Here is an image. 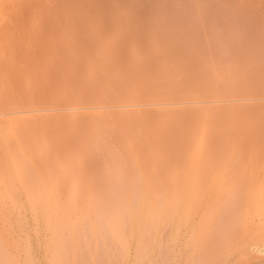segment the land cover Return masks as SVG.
<instances>
[{"label":"rangeland","instance_id":"374dc122","mask_svg":"<svg viewBox=\"0 0 264 264\" xmlns=\"http://www.w3.org/2000/svg\"><path fill=\"white\" fill-rule=\"evenodd\" d=\"M32 2L35 3L36 0H33ZM40 2H41V0H37V2L35 4L33 3V5H36L37 3L39 4ZM46 2H48L47 6H49V7H47L49 9V11L47 10L48 11L47 13L45 11L47 8L45 10H43L41 8V4L39 7L44 12L43 14H42V12L40 14V11L37 10L38 7L36 9L34 7H33V9H31L33 11L35 10V13L33 11H29L30 13L29 12L25 13L26 16L28 14V18H26L25 22L27 21L26 22V23H28L27 26L29 25L26 28H28L27 30H29V31H32V32L35 31V34H37L38 32H40V33L42 32L41 33V35H42V34H47L46 32H48L49 29L52 30L53 26L55 28V26H56L55 23H57V28H55V29H59L58 34H59V38H60V39L58 38V34L54 35L57 37L56 38V40L58 42L57 44L61 48L68 45L69 46L68 49L70 47H73V46L74 47L72 49H74L75 51H76V49H78L77 50L78 54H76V57H77L76 65L74 63L75 66L68 67L70 65L67 66L64 63L60 62V60H62L63 57L61 56V54H59L60 55L59 57L62 58V59L61 58L59 59V62H60L59 63V69L61 67L63 69H60L56 73L58 75H61V76H57V74L54 75V72L51 69V72L48 75L46 72L47 70L45 71L47 76L44 73V76H41V79H40L38 84H37L38 79H35V82H36V80H37V82L35 83L33 81L31 86H29V83H28L29 80L27 81L26 86L21 85V87L18 86L19 85L18 83H21V82H16V84H14L13 87H10V88H12L11 91L8 89L9 91H7V92H9V93L6 96V98L8 97V99H9L10 95L13 94L10 97V101H11V104L14 103V105L13 104L11 105L10 102H6V101H9L7 99L5 102L9 105H6V103L3 100L5 105L2 107H5V106L8 107L10 105L11 106L9 108H11V109H14V108L18 109L20 107L21 109H18L16 112H20V113L24 112L23 114H27L26 112H28V113L33 112V113H30V114H34L32 122L35 119V117H36V122L38 120L37 123L35 122V120L33 122L34 125L37 124L34 127L35 128L38 127L37 128L38 133L35 132L36 134H38V135H36L37 136L36 139H37L38 143H39V140L43 141L42 139H40L43 136V134L45 137L47 136L46 139L43 136L44 140H47L44 142L49 143V145L47 143V146L44 145L45 148L42 145L43 143H40L39 149H41L40 151L42 152V153L40 152L41 156L39 157V160H38V155L34 156V158L35 159L37 158L36 160H38L41 163L42 154L46 156V158H45V156H43V158H45L46 160L43 159L44 163L42 162V165L40 164V167L42 166V167H44V169H46L47 166H51V168H52L51 171L53 173L52 172H50V173H52L51 175H53L54 177H55V174L57 175L55 178L56 180L53 179L54 178L53 176H52L53 178L49 177L50 179L47 176V179L50 180L51 184H53L52 179L55 180V182H57V180H58L59 182H57V183H59L60 186H64V189H66V190L62 189L63 187H59V185L57 183L53 184L54 186L57 185L60 189L54 188V190L52 192H55L56 190H59V191L61 190V192H59V194H60V197L62 196L61 197L62 200H63V197L67 198L66 195L69 194V192L77 194L80 191L79 193L81 195L79 193L77 194V195H79L78 199L76 198L77 196L74 194L75 195L74 196L75 201H78L82 204L83 203L86 204L87 202H84L82 200L84 198V196L82 194H84V195H86L84 200H87L89 203L91 201V200H89L90 197L93 198L92 200L95 199L94 201H92L93 203L91 202L92 205H94V206L97 205V202H102L106 196L105 188L107 189V186L105 183L107 178L106 179L104 178V174H106L105 175V177H106L108 173H106L105 170L106 171L110 170L109 169L110 166L115 167V166H112V164L117 165V167H119V165H121V163L123 161L121 160L122 162L119 163V162H116V160L121 158L123 155H124V159L128 156L127 152L129 150L131 151V149H129V147L131 148V146H129L131 143H133L131 145L135 146L134 143H137L138 141L142 142V143L144 142L143 146H142V143L140 145V143L138 142L139 143L138 145L141 146V150L143 152V150L148 148L147 145L152 143V141H149V140H154V139L156 140V137H157V140H156L157 142L160 138L163 139L165 137V139H164L165 143L164 144H166V140H168V139H166L167 138L166 135L169 134L168 137H173V138H169L170 141L168 140L167 143H170V142L171 143H170V145L166 144V147H168V145H169V147L171 148L170 151L175 152L174 150H172V148L174 147L172 145L176 142L175 140L177 139V137H176L177 134H175L176 136L174 135L175 131L178 132L179 131L178 128L183 123H187L186 124L187 126L189 125L190 122H191L190 125L194 124V121L197 119V117L203 116L202 114L205 115L206 112H208V114H206V115L209 117V118H207V120L211 119L209 121H213L216 123L215 134L213 135V137H211L212 138L211 139L212 140V146L217 151V154L215 153L214 157L218 155L217 158L218 157L220 158V156H222V154L226 153L224 150H227V145H226L227 143L224 140H225L226 136L228 137V134H230L231 132L228 131V129L225 127V122L227 121L228 116H230L229 114L233 113V111H234L233 114H235L236 109H237V111L240 110V111L246 112V114H248V117L251 120H253L252 127L249 130L251 132H249L250 134H248V137L246 136L248 139H246V137H245V142H247V140L249 141V143H251V142L253 143L254 140H256L255 142L258 141L257 143H259L260 151H261L260 154L262 157H264V91H259L260 88L264 89V79H263L264 78L263 77L264 76V60H263L264 59V55H263L264 54V52H263L264 51V49H263L264 48V0H47V1L43 0L44 4H46ZM71 4H72V6H73V4H75V5L79 6V8L81 7L83 10L82 11L80 10V11L83 12V14H81V18L79 17L80 20H76V22H75V26H77V27H75V29H77V30L74 31L73 29H71V30H73V31H71V35H69L70 33H67L68 35H66L64 33L65 31L63 32V29H65L70 23L68 24L66 22L67 20L65 19V16H64V10H65V7L68 9V5H71ZM36 6H38V5H36ZM77 6H75L76 9H77ZM45 7H43V8H45ZM50 13H51V15H50ZM48 15L51 16V18H53V20L55 19L56 21L51 23L48 20L49 22L47 24ZM47 25H48V27H49V25H50V27L51 26L52 27L51 28L49 27L47 29ZM216 25H218L220 28L218 27L219 28L218 29L216 27ZM54 28H53V30H54ZM223 28H224V30H223ZM227 28H229V29H227ZM211 30H212V32H211ZM230 30H232V35L234 33V35H233L234 38L232 37ZM43 31H45V32H43ZM57 31L58 30H56L54 33H57ZM220 31L224 32L225 36H223L224 34H221ZM217 33H219V35H217ZM236 33L238 35H236ZM74 35L77 37L76 38L77 40H75ZM208 35H210V36L208 37ZM229 35H230V37H229ZM20 36L23 37V34H20ZM37 36L36 37L39 39L40 34L39 35L37 34ZM62 36H64V37H62ZM221 36L224 38H221ZM238 36L239 37L241 36V37L239 38ZM44 37H45V35H44ZM216 37H217V39H216ZM225 37H227L228 41ZM210 38H211V40H217V41L211 42V40H207ZM213 38H215V39H213ZM42 39H43V37H42ZM70 40L72 42L71 44H74V45L71 46L69 44ZM225 42H227L228 44ZM61 43H63V44H61ZM213 43H214V45H212ZM75 45H76V47H75ZM241 46H242V48H241ZM250 46H251V48H249ZM253 46H254V49L257 46H260V47H258L259 49L258 48H256V49L260 50V48H261V50H262V51L260 50L261 52L258 51L259 57L258 58L256 57L258 59V61H254L253 59L250 60L251 58L250 59L247 58L248 56L250 57L253 54L254 56L252 55L251 57H253L255 59L256 53H253L254 52V50H252ZM20 47L17 46L15 48H17V49L19 48V49L14 50V53L16 55L15 57L17 58V60L13 59L14 55H12L10 57V60H12L14 62H18L22 59L21 53H22L23 49H22V47L21 48ZM61 48H59L60 51H61ZM239 48H240V50H239ZM68 49L66 46L64 49L62 48V51H66ZM16 50H17V52H16ZM247 50H248V52H247ZM256 52H257V50H256ZM16 53H18V54L20 53L19 56ZM248 53L251 55H249ZM217 54L219 55V57H217L218 56ZM77 55H79V56H77ZM244 55H245V62L246 63L244 62ZM257 55H258V53H257ZM240 56H242L241 57L242 61L239 58ZM261 56H263V58ZM260 58H262L261 61H260ZM233 59H234L235 63H233L234 62V61H232ZM257 59H255V60H257ZM227 60H229L231 62H229ZM237 60L239 62L241 61L240 62L241 64ZM249 60H250V62L252 61L251 64H249L250 63ZM89 62H91L94 65V70L96 69V74H99V75H97L98 78L99 77L101 78V80L99 79L100 81H98V82H100V84L94 80L96 82V86H97L95 88V91H96V89L98 91V89L101 87L100 89L104 88L103 91L106 92L105 93V100H103L102 102L100 101V103L99 102L95 103L94 98H96L95 96L97 93L94 94L95 91L93 90V87H92V86L95 87V82H93V80L91 82L89 81V80H91V77L89 78V76L91 74H89L90 71L88 72L89 69L86 70L89 67V65H87ZM225 62H229L231 64V66ZM243 62L245 64H243ZM253 62H255V64H258V65H255ZM256 62H259L260 64L256 63ZM223 63H225V64L223 65ZM232 63H233V65L234 64L235 65L240 64L242 66L238 65V67L240 66V68L238 70L237 66L234 65L237 69H235L234 66H233L234 68L232 67ZM221 64L223 65V67ZM246 64L247 65L248 64L253 65V66L249 67V65L247 66ZM113 65H114V67H112ZM228 65H229V67H228ZM245 65L250 69H252L253 67L256 68V69H252L250 73L247 72L250 76L252 75L251 77H253L254 79L249 77V75L244 71L245 69L247 71V68L245 67ZM258 66L260 67V69L262 68V70L259 71ZM219 67H220L221 71H220V74H217L219 72L218 71ZM224 67L228 68V69H226L227 71H224L225 70ZM242 67H245V68L243 69ZM69 68H70V70H68ZM230 68L231 69L233 68V70L234 69L235 70L234 71L232 70L230 72V70H231ZM112 69H114V70L119 69V70L117 71V73H116V71H114L116 73V74H114L112 72ZM254 70H255V72H254ZM91 71H92V69H91ZM109 71H110V74H112V75H109ZM62 72L65 73L64 78H63ZM66 72H67V75H69V76L66 75ZM223 72L224 73L227 72V74L229 73L230 78L233 75H235L236 73L237 74L235 75V78L233 77L231 79L230 78L228 79L226 73L223 76ZM242 72L244 74L246 73L248 75L249 79L250 78L252 79L251 83H249V81H248L249 85H251V86L245 87L246 86L245 81L248 80V77L241 78L242 74H243ZM94 73H95V71H94ZM238 73L240 74L239 77H238ZM251 73H253V74H251ZM49 75H51V76H49ZM229 75H228V77H229ZM254 75H255V77H254ZM42 77H44L45 79ZM49 77L53 78V79L56 77L55 79H57V80L56 81L53 80V81H55V82L58 81L55 85L59 86V87L56 86L59 89L51 88V86H49L48 84L47 85L49 87L46 86L47 80L50 79ZM109 77L114 78L119 83H116L114 79H112L113 81L112 80L108 81V80H110ZM22 78H23L22 76L19 77L17 81L22 80L21 84H24L25 78L24 79H22ZM46 78H48V79L46 80ZM244 78H246V80H244ZM122 79H123V81H122ZM30 80L32 81V79H30ZM53 81L51 80V82H53ZM88 82H90V84ZM123 82H124V84L123 85L121 84L122 86L119 85L120 83H123ZM15 85H17V86H15ZM53 85L54 84H52V86ZM99 85H100V87H99ZM252 85L254 88L258 87L259 89H256V90L259 92H256L254 90V88L252 87ZM27 86L30 88L27 89ZM209 87H211V88L214 87L215 92H211L209 94L208 91L206 90V89H210ZM248 87H252L256 93L255 92L249 93L250 92L249 90L251 88L248 89ZM201 88L208 94H205L204 91H203V93L205 95L202 94V95H200V97H198V96L195 97L194 95L190 94L193 92V90H195V89L200 90ZM245 88L248 89V91H249L248 93L245 92L246 91ZM263 89H260V90H263ZM14 90H16L15 94H14V92H15ZM57 90L59 92H60V90L65 91V92H61V95L62 94L63 95L60 96L61 97L60 102H58V98H55V99H57L56 100L57 103L55 104V103H53L52 95L54 94V96H55V93H53V92H56L58 94ZM132 90H135L138 92V96L137 95H136L137 97L135 96L136 99L130 98V99H128L129 101H126L127 99L124 101L123 98H122V100L120 99V97H124V95L126 96L127 93H129V92L132 93ZM210 91H212V90H209V92ZM242 92H245V93H242ZM70 94H73V95H70ZM76 97H78L79 99H77ZM18 100H22V101H18ZM35 100H38V101H35ZM16 102H17V104H16ZM19 102L22 103V105ZM37 102H39V103L41 102V105L39 103L37 105L36 104ZM4 103H2V104H4ZM28 104H32L30 106L33 109ZM33 104H34V106H33ZM17 105H19V106L17 107ZM24 106H26V107H24ZM35 106H36V108H35ZM71 106H75L78 110V111L76 110L77 112L82 111L84 113V112H88L89 110L91 111L94 109H98L101 112L99 114V115H101L99 117V119L103 120L101 122L99 120V122L102 124L101 127L105 128V126H103V124H104L103 122L107 121V122H105L104 125H106V126L108 125V128H109V126H110V128H112L111 130H110V128L109 129L105 128L106 130L104 128H102L103 132L106 131L107 133L109 132V134H110V135L108 134V136H106V133L103 134L102 140H104L105 138L107 139V137H109V138L107 139V141L105 139V141H102V142H104L106 144H108V143L113 144V146L110 145V146H108V148L113 147L111 149L117 151L115 153L114 151L109 149L110 153L111 152L115 153L114 157L111 156V155H113L112 153L110 155L111 156L110 158H106L107 155H104L105 152L109 151L108 148H105V146H104L106 144L102 145L103 150L101 149V147H100V150L97 149L98 145H96V144L97 143L99 144V141L98 142L95 141L96 139L94 137L92 138L91 135H90L91 137L88 135L89 134V133H87L88 128H87V131L85 129L86 127H88L86 122L85 123L87 126L84 124V122H82V124H84L86 127H84V125H80V124L77 125V123H75L76 126H74L75 124H72L73 123V122H71L72 120L69 119V117L67 116L68 111H69V107H71ZM34 108L36 110H34ZM3 109H5V108H3ZM11 109H10V112L12 111L11 113H13V111L16 110V109L11 110ZM26 109H27V111H26ZM7 111H9V110L5 111L8 114ZM10 112H9V114H10ZM36 112H38V113L36 114ZM73 112H75V111H73ZM82 112H80V113H82ZM237 113H239V112H237ZM44 114L47 115V117L45 119L43 118V116L44 117L46 116ZM38 115L41 117H37ZM182 117H185L186 119L188 118V120L190 122L189 121L187 122L186 119L182 118ZM177 118L179 121H184V122L179 123L178 120L176 121ZM114 119H115V122H114ZM153 120H155L153 123H155L157 120H161L163 123V126L164 125L166 126V127L161 128L162 133H163V130L166 133V134L163 133V135L165 134L164 136L162 135L161 137H159L161 130L159 131L160 133L158 134V133H156L157 132L156 130L152 129L151 122ZM192 120H194V121H192ZM40 121H42L41 124H40ZM110 122L111 123L113 122L112 127H111ZM119 122H122V123H119ZM78 123H81V122H78ZM177 123H178L179 127L178 126L176 127ZM239 123L241 124V121H239ZM117 124H119L118 126L121 125L120 128L119 127L116 128ZM170 124L172 125L171 128L169 127ZM38 125H42V126H38ZM134 125H136V126L138 125L139 128H141L140 132H142V133L138 134L139 137L136 135H135L136 137L135 136L132 137V135H130L128 132V131L132 132V130H131L132 127L133 128L136 127ZM148 125L151 126V128L148 129L149 132L147 131V128H146ZM191 126H193V125H191ZM191 126H189L190 129L192 128ZM71 127L73 130L71 129ZM121 127H122V129H121ZM189 127H187V128H189ZM142 128H143V131L145 132V130H146L148 132V134H146V132L144 133L142 131ZM166 128H167V130L169 129V131H171L173 136L171 135L170 132L165 131ZM37 129H35V131ZM40 129L43 133L40 131ZM190 129H188L187 131L190 132L191 131ZM121 130H122V132H120ZM44 131L46 132L47 135L44 133ZM151 131H152V133H151ZM27 132H23V133H26L27 138L28 137L29 138H35V136H33L32 131L28 132V133ZM167 132H168V134H167ZM23 133H22V137L25 136ZM30 133H31V136L28 135ZM35 133H34V135H35ZM41 133H42V135H41ZM118 133L121 135H119ZM39 135H41V137ZM128 135H130V136H128ZM149 135H151L152 139L147 140ZM110 136H112V138ZM38 137H40V138H38ZM129 137H131V138H129ZM145 137H147V138L144 139ZM175 137H176V139H175ZM123 138L124 139L127 138L128 140L127 139L124 140ZM134 138H136L137 141ZM93 139H95V140H93ZM132 139H134V140H132ZM171 139H172V141H171ZM129 140H132L135 142L130 143ZM145 140L148 141V144ZM108 141H111V142H108ZM112 141H113V143H112ZM122 141L123 142L127 141L128 144H125L126 142H124V144H123V143H121ZM156 141H153V143ZM94 142H96V143L94 144ZM223 142H225V143H223ZM100 144H102V143H100ZM155 144H153V146ZM176 144H177V142H176ZM138 145L136 146V149L139 147ZM99 146H101V145H99ZM134 146H132V147H134ZM247 146H248V144H247ZM41 147H43V149L46 151V154H44L45 151H42L43 149ZM126 147H128L127 149H129V150H127ZM142 147H144V149H142ZM104 148L107 149V151H104L105 150ZM121 148L124 150L123 152L125 154H122L123 153L122 150L120 151ZM97 150H99V152ZM132 150H135V149H132ZM139 150H137V153ZM221 150L223 153L221 152ZM130 151H129V153H130ZM167 151H169V150L167 149ZM212 151H213V149H212ZM120 152H122V153L120 154ZM142 152L139 151V153H141V154H142ZM117 153H118V155H117V159H116L115 156ZM168 153L169 152H166V154H165L166 155L165 160L169 159L170 161H174V163H172V164L175 165V159L177 158L176 153H174V154L169 153V155H168ZM37 154H39V153H37ZM107 154H109V152H107ZM219 154H221V155H219ZM172 155L176 156V158ZM107 157H109V155ZM104 158L108 162L107 163L108 166H107L106 162H103ZM111 158H113V160H115L114 163H111V162H113V160H111V161L109 160ZM35 159H33V160H35ZM126 159H128V158H126ZM214 159H216V158H214ZM36 160L33 161L35 166L38 164L37 163L38 161H36ZM169 160L165 163L169 164L170 163ZM216 160L218 161V159H216ZM101 161H102V164L104 167L105 166L108 167V170L106 169L107 167L103 168V170H102ZM118 161H120V159ZM109 163H111V164H109ZM170 166H172V165H170ZM170 166L167 165V167H165L166 170L163 169L164 170L163 172L168 171L167 169L170 168ZM77 167L79 168L78 172H76ZM48 169H50V167H47L46 172H48ZM30 170H31V168H30ZM74 170H76V171H74ZM32 171L34 172V169H32ZM46 172H45V174H46ZM78 173H79V177H78ZM73 174L74 175L77 174V175H75V178L73 177L74 180H72ZM59 176L64 177L65 181H63V178L61 179V177H59ZM76 177H78L79 179ZM76 179H77V181H75ZM103 179H105V180H103ZM78 180L81 181L82 183H86V185L85 184L81 185L82 183L81 182H80L81 184L78 183L79 182ZM73 181H75V183L77 182L78 184L76 183L77 184L76 185ZM64 182L66 185L64 184ZM79 184L83 187V188L81 187V190L78 186ZM53 185L51 186V190L54 187ZM57 186H55V187H57ZM70 189H71V191H70ZM83 189L84 190L87 189V190H85L86 193L82 192ZM72 190L74 192H72ZM75 190L77 193L75 192ZM103 192L105 193L104 195H103ZM61 193H65V194L62 195ZM87 194H89V195H87ZM99 194H100V196H99ZM102 195L104 197H102ZM98 196L100 198L102 197L101 198L102 201H100L101 199H99ZM64 200H66V199H64ZM224 201H226V200H224ZM89 203H87V205ZM227 203H229L228 206H230V201ZM222 204L224 205V203H221V205ZM228 206H225L227 208L226 212H225V207H224V211L222 212L223 215L221 212L218 211L219 215H217L215 218L213 217V219L216 221V223L214 220H212L213 224L211 223L212 225L210 224V226H209L210 228L212 227V230L214 229L213 225H214V227H217L215 225H218V228H215L213 231H211V233H208V232H210L209 231L210 228L209 227H208L209 229L206 228V230L204 231L205 233L203 232L204 233L203 236L200 234L203 238H201L200 240L198 239L197 242H196V240L193 241L192 239H190L193 233H191V235L188 234L190 236V238H189L190 241L187 239L189 236H186L187 235V234H185L187 232L186 230H184L185 232L182 230L184 233L180 231L181 234L179 232L178 234L175 235L176 239H178V240H174V238H172L173 240L170 239L168 242V239L170 238V237H168V236H170V232H168L169 229L167 231V229L165 227H163V231L160 230V233H158V234L160 235V238H162L161 236H164V238H162L163 242H161V245L159 244L160 247H164V248L161 249L159 246H157L158 245L157 243H160V242H157V240L159 239L158 238L152 244L153 246L156 245V247H153V248L157 249V247H158V250H156L157 252L154 251L155 252L154 253L153 252L154 249L150 246L151 247V248L149 247L150 250L153 249L152 253H151V251L148 253V255H150V256L146 255L145 258L141 257L144 262L142 261L141 258H140L141 260L136 258V257H138L137 256L138 254L136 255V254L132 253V252H135L132 250V251H130V254L127 257V260H124V262L120 261L119 259L115 260L116 257H114V259H112V261H111V264H112V262H114V264L115 263L118 264L117 263L118 261H119V263L121 262V264H127L129 262V259H130V262L128 264H130V263L131 264H137V263L138 264H150V263H152V264H264V233L262 235L258 236L259 233L264 231L261 229V225L257 224L254 226V228H250L246 232L242 231L239 227H235V225H234V229L237 228V230H235V231H238V232H234V229L230 225H228L229 224L228 222L231 221L233 218H231V220H228L227 215H230L229 213H231L232 211L235 212L236 206L234 208L232 206H230V207H228ZM230 208L232 211L230 210ZM103 210H102V212H103ZM222 210H223V208H222ZM228 210H229V212H227ZM94 211H96V207H95V210H93V213H91L92 216L90 217L93 220H91L89 218V220H91V221H94L96 219V217H94V216L96 214H98L97 213L98 211L97 212H94ZM28 214H29V212L25 213V217L27 218L25 220V222L27 224L26 223L25 224L27 226L24 225V227H25V228L23 227L24 231L21 230L20 233L18 231L19 234L16 233V235L19 236V239L21 237L20 241L17 238V240L20 242V244L18 242L17 246L20 245L19 248H22L24 250L19 249V248L13 249V248H16V245L13 246V244L10 243V245H12V247H13L12 248L9 244H6L7 240L11 241L9 236L6 237L8 235L6 232L5 233L2 232V234L0 233V237L2 240V242H0L1 243L0 248L3 249L4 246H5V248L7 247V249H5V250H8L11 255L9 253L6 254L7 251L5 252L4 249L3 250L1 249L3 252H5L6 258H7V255H10L11 257L8 256V259L12 258V260L14 262V260L18 257L17 258L18 262H19L18 264H25V263L29 264L28 261L26 262L24 260V258L29 259L30 257L32 258L31 260L33 262L35 260L39 261V262L36 261L35 264H47L46 260L44 261V259H46V258H42V257H41V259L39 258L40 256L45 257V253H43L44 247L38 246V243H39V245H42L41 244L42 239H41V241L36 243L37 245L34 243V242H36V237L33 235L34 234L33 230L29 228V227H31L32 222H31V218H30L31 216ZM224 214H226V215H224ZM234 214H236V213H234ZM221 215H222V217H225V218L222 219ZM231 215H232V213H231ZM218 216H220L219 217L220 219H218V222H217ZM226 219H227V221H226ZM234 220H235V217H234ZM87 222L89 223V221H87V219H86V222H84V223H87ZM79 224H80V226H82L81 223H79ZM100 224H102V223H100ZM232 224H234V223H232ZM98 226H99V224H98ZM229 226L231 227L230 230L232 229L234 234H232V233H230V231H228ZM85 227H87V226L84 225V228ZM81 228H83V226ZM101 228H104L103 229L104 230L103 233H104L105 227H103V225H102ZM164 229H166V230L164 231ZM77 230H78V227H77L76 231ZM87 230H88L87 231L88 234L91 233V232H89V228ZM85 231H86V228L83 229L82 231L79 229L78 232L80 235L77 232L78 237H77L76 241L77 242L82 241L83 244L81 245L80 242H79L80 244L77 243L78 245L76 243H75L76 245L74 243L72 244V245H75L72 248H75L77 246V248L79 249V247H80L79 251H78V249L77 250L71 249V250L76 251V255L78 254L77 252H79V254H80L81 250L84 249V252L82 250V255H80V257L82 256V259H80V257L78 258V256H77V262H76V260H74V264H76V263L85 264V263H83V257L86 254H88V255H87V257L86 256L84 257L85 258L84 260L88 259V261L86 260L88 263H89V259H92V257H94L93 260H95V257L101 256V255H96L95 252H89V251H87L89 249L85 248V246H87L89 241L90 242L92 241L90 243L91 246H92V243L94 241L95 242L97 241L96 239H98L99 236H98V234H96V232L99 233V231L96 230L94 235H96L98 237H95L94 240H93L94 237L92 236V234L88 235L89 237L92 236L90 238L92 240L88 239L89 238L88 236H87L88 238L86 237L89 241H87L86 238L82 237V236H86V235H84L86 233ZM100 231L102 233V229ZM25 232H27V233H25ZM161 232L162 233L164 232V234H161ZM42 233H43V231L41 232V234ZM206 233H208V235ZM21 234L22 235L24 234L23 236H25V234H27L25 238H28V241H25L27 239H25L23 236H21ZM81 234H83V235H81ZM205 234H206V236H204ZM159 235H158V237H159ZM230 235H232V236L230 237ZM235 235H236V237H235ZM103 236L104 235H102L100 238L101 244H102L103 238L105 239V240H103V242H105V244H106V238H105V236L104 237ZM165 236H167L166 240H165ZM201 236H199V237H201ZM233 236L235 237V239ZM5 237L9 238V239L6 240ZM22 237L25 240H23ZM192 238H194V237H192ZM194 239H197V238L195 237ZM21 240H23V241H21ZM191 240L193 241V243H191L192 242ZM204 240L206 242L202 243V245H201V242H204ZM230 240H232V241H230ZM24 241L30 245V251L25 250L26 249L24 247L25 245L23 246V243H22ZM86 241H87V243L84 244V242H86ZM108 241H107V246L110 243V241H109V243H108ZM25 242H24V244H26ZM155 242H157V243L155 244ZM228 242L231 243V245L228 244ZM2 243L4 245H2ZM21 243H22V245H21ZM198 243L200 245H198ZM99 244H100V242H99ZM101 244H100V248H99L97 246V243H94V247H95L94 249H96L98 252H100L99 251L100 249L103 250L102 249L103 246L101 247ZM164 244H166V245H164ZM80 245L83 246L84 248L81 247ZM162 245H164V246H162ZM1 246H3V247H1ZM96 246L98 247L99 250L97 249ZM110 247H112V246L110 245L109 248L106 247V249L108 248L106 250L105 245H104V251L106 250L105 253H104V251L102 252V253H104L103 255H105L104 258L107 255H112V253L110 251H109L110 254L106 255V253H108L107 251L110 250ZM10 248H12V249L10 250ZM92 248H93V246L91 247V249ZM37 249H38V251H37ZM85 250H86V252H89V253H86ZM112 250H113V248H112ZM25 251H28L27 252L28 254H26V257H24V253H26ZM29 252L32 255L29 254ZM98 252H96V253L99 254ZM16 253H18V255ZM37 253H40V254H37ZM84 253H86V254H84ZM93 253L96 256H91V255H93ZM102 253H100V254H102ZM150 253L153 255L155 254L153 259L151 258V256L153 257V255H151ZM0 255L4 256L1 251H0ZM12 255H14L16 258L14 257V259H13ZM29 255H30V257H27ZM73 255H74V253H73ZM76 255H75V257H76ZM1 256H0V258H2V259L0 260V264H3L4 262H6V260H5L6 258L1 257ZM70 256H72V255H70ZM88 257H91V258H88ZM22 258H23V262H22ZM107 258H108V256L105 258V260ZM111 258H113V257L111 256L110 259ZM28 259H26V260H28ZM100 259L102 260V258H98L99 262H97L95 260L96 261L95 263H100V264L101 263L102 264L108 263V262L103 263ZM145 259L146 260L149 259V260H151V262L148 263V261H147V263H145L146 262ZM154 259H156V260H154ZM105 260H103V261H105ZM114 260L115 261L118 260V261L115 262ZM153 260H154V262H153ZM1 261H4V262L1 263ZM20 261H21V263H20ZM29 261H30V259H29ZM90 261L92 262V260H90ZM134 261H135V263H133ZM13 262H11V263H13ZM87 262H86V264H87ZM91 262L89 264H95L94 261L92 263ZM8 263L9 262H6V264H8Z\"/></svg>","mask_w":264,"mask_h":264},{"label":"bare ground","instance_id":"6f19581e","mask_svg":"<svg viewBox=\"0 0 264 264\" xmlns=\"http://www.w3.org/2000/svg\"><path fill=\"white\" fill-rule=\"evenodd\" d=\"M32 1L33 0H0V233L2 234V232H4V233L6 232L8 234L6 237L9 236V238L11 239V241H10V240H7L9 238L5 237L7 240V243L5 242L6 244L10 245V243H11V244H13V246L16 245V248H13L12 245H10L13 249H17L20 247V245L19 246H17V245H18V242L20 241L21 237L19 239V236L16 235V233L19 234L21 232V230L24 231L23 227H24V225L27 224L25 222V220L27 219L25 217L26 212H29L28 215L31 216L30 218H31L32 223H31V227H29V228L33 230L34 234L33 233L32 234L36 237V242H34V243L36 244L37 242L41 241V239H42V243H41L42 245H39V243H38V246L44 247L43 253H45V257L40 256L39 258L40 259H41V257L46 258V259H44V261L46 260L47 264H74V260H76V262H77V256L79 258L80 255H82V250L84 252V249L81 248L82 249L81 253L79 254V252H77L78 254L76 255V251H74V250L75 249L77 250L78 248H77V246L75 248H72V247H74L77 243L78 244L81 243V245L83 244L82 241H79L80 242L79 243L76 241V239H77L78 234L80 232V231L78 232V230L80 229L82 231L85 228H86V231H85L86 233L84 235H86V236H82L83 238H86L88 235L92 234V236L94 237L93 238V240H94L95 237L99 236L98 239H96L97 241L98 240L99 241L98 242L94 241L92 243V246H93L92 249H91L92 246L90 245V243L92 241L90 242L88 240L92 236L91 237L88 236L89 237V238L87 237L88 239L86 238V240L89 241V243H88L89 245L87 244V246H85V248H87L89 250H87V249L86 250L89 252H95L96 255H101L102 257L101 256L95 257V260L97 262H99L98 258H102V260L101 259L100 260L103 263L108 262L107 264H111V261H112V259H114V257H116L115 260L119 259L120 261L124 262V260H127V257L130 254V251H132V250L135 251L132 253H134L136 255L138 254L137 255L138 257H136V258H138L139 260H141L142 258H145L146 255L150 256V255H148V253L150 251L152 253L153 249H154L153 252L154 251L157 252L156 250H158V247H157V249H155L153 247H156V245L153 246L152 244L158 238L159 239L157 240V242H160V243L155 242V244L156 243L158 244L157 246H159V244L161 245V242H163L162 238H164V236H161L162 238H160V235L158 234V233H160V230L163 231V227H165L167 229V231L169 229L168 232H170V236H168V235L167 236L170 238L168 239V242L172 238H174V240H178V239H176L175 235L178 234L180 231L183 232L184 230H186L187 232L189 231L188 233L187 232L185 233V234H187L186 236H189L188 234L191 235V233H193L191 238H190V236L187 238L189 241H190V239H192L193 241L196 240V242H197L198 239L200 240L201 238H203L202 236L205 233L204 231L206 230V228L209 229L210 224L211 223L213 224V221H212V220H214L213 217L215 218L217 215H219V212L222 213L224 211V207L228 206L229 203H227V202H229V201H230V206H232L233 208L236 206V209L234 212L230 208L233 216L231 215V213H229L230 215H227V219L228 220H231V218H233V219L228 222L229 223L228 225H230L233 229H234V225H235V227H239L242 231L246 232L250 228H254L255 225L259 224V225H261V229L264 230V157H262L260 154L261 151H260L259 143H257L258 141L255 142L256 140H254L253 143L252 142L249 143V141L247 140V142H245V137L246 136L248 137V134H250L249 132H251L249 130L252 127L253 120H251L248 117V114H246V112L240 111V110L237 111V109L236 110L234 109L235 114H233L234 113V111H233V113L229 114L230 116H228L227 121L225 120L226 121L225 127L231 133L228 134V137L226 136V138L224 140L227 143L226 144L227 150H224L226 152L225 154H222L223 152L221 150L222 156H220V158L219 157L217 158L218 155L214 157L215 153L217 154V151L212 146V140H211L212 138L211 137H213V135L215 134L216 123L213 121H209L211 119L207 120V118H209L206 115V114H208V112H206L205 115L202 114L203 116H201V117H197V119L195 121L192 120V121H194V124H191L193 126L190 125L191 122L188 120V118L186 119L185 118L186 116H185L182 118H185L186 121L187 122L189 121L190 123L188 126L186 125L187 123H183L182 125L179 124L180 127L178 126V123H177L176 127L177 126L179 127L178 128L179 131L178 132L175 131V133H174V135L177 134V136L175 135L177 137V139L175 137V139H176L175 141L177 142V144L175 142L172 145L175 147V148L173 147L174 149L172 148V150H174L175 152L170 151L171 148L169 147V145L171 142L167 143V141L168 140L170 141L169 138H173V137H168V135H169L168 132L171 133V131H169V129L167 130V128H166L165 131H168L167 132L168 135H166L167 136L166 139H168V140H166V144H169L168 147H166V144H164L165 143V140H164L165 137L163 139L160 138L157 142L156 141L157 137H156V140L155 139L149 140V139H152L151 135H149L150 138L147 136L148 137L147 140L152 141V143H153V141H156L157 143L154 142L153 144H155V143L156 144L153 146V144L150 142L151 144L147 145L148 148L143 150V152H142L141 146L138 145L139 143L141 145L142 142L138 141L139 143L138 142L134 143L135 146L131 145V144H133L131 142H135V141H132V140L136 139V138H134L132 140H129V142L131 143L129 145V146H131V148L129 147V149H131V151L129 149H127L128 147H126V149L130 151V153H129V151L128 152L126 151L128 156L126 155L127 157L126 156L125 157L128 159H126V158L124 159V155H123L122 156L123 158L122 157L119 158L120 161H118L119 159L116 160V162H119V163H121L123 161L121 163V165H119L117 163L119 165V167H117V165L112 164V166H115V167L110 166L109 167L110 170H108V167H107L108 162L105 160V158L103 159L104 160L103 162H106L107 166L104 167L102 164V161H101L102 170H103V168H106V167H107L106 169L108 170V171H106L104 169L105 172L108 173L106 177H105L106 174H104V178L105 179L107 178L105 181L107 189L105 188L106 196L103 199V201L101 198L104 197L103 195L105 193L103 192V195L101 198L99 197L100 196V194H99L98 197H99V199H101L100 201H102V202H97V205H95V206L92 205V203H93L92 201H94L95 199L92 200L93 198H91V197L89 199V200H91L90 203L87 200H84L85 196H86L84 194H82L84 196V198L81 196L83 198V199L82 198L81 199L84 202L89 203L88 205H87V203L82 204L78 201H75L74 196L76 195L77 196L76 198L78 199L79 195H77V194L80 191L77 193L75 190V192L77 194L69 192V194L66 195L67 198L63 197V200L61 198L62 196L60 197V194H59V192H61V190L60 191L56 190L55 192H52L54 190V188L63 187L62 189H64V186H60V184L57 183V182H59L58 180H57V182H55V180H56L55 178L57 175L55 174V177L53 175H51L53 173L51 171V169H52L51 166H47V167H50V169H48V172H46L47 167H46V169H44V167H42V166L40 167V164L42 165V162L44 163L43 159H45L46 156L42 154V157H41L42 159L40 158L41 163L38 161L39 157L41 156V153H42L40 151L41 149H39L40 148L39 144L43 143L42 145L44 147V145L47 146L48 142L47 143L44 142L47 140H44V138H43L44 134L41 137L43 132L40 129V131L42 133L39 136L41 138L40 137H38V138L42 139L43 141L39 140V143H38V141L36 139V137H37L36 135H38V134L35 133L38 131V129H37L38 127L35 128L34 126L37 124L34 125V123H33L34 120L36 122V117L32 122L34 114H30L33 112H30V113L26 112L27 114H23L24 112L23 113L22 112L21 113L16 112L18 109H21L20 107L18 109L14 108L16 110L9 108L12 104L14 105V103L11 104V101H10V97L13 94L10 95L9 99H8V97L6 98V96L9 93L7 91H9V90L11 91L12 88H10V87H13L14 84H16V82L22 83V80L17 81L18 78L21 76L23 77L22 79L25 78V82H24V84L18 83L19 84L18 86H20V87H21V85L26 86L28 80L31 82L30 83L28 81L29 86H31L32 82L33 81L35 82V79H38V82H37V80H36V82H37V84L39 83L41 76H44V73L46 70H47L46 71L47 75L51 72V69L54 72V75H56L57 74L56 72H58L60 69H63L62 67L59 69V63L60 62L64 63L67 66L70 65L68 67L75 66L76 61H77L76 54H78V51H77L78 49H76V51L74 49H72L74 46L70 47L68 49L69 46L66 45L68 50L62 51V48L64 49L66 46L62 47V48L60 46H58V44H57L58 42L56 40L57 37L54 36V35L59 33V29H55V28H57V23H55L56 24L55 28L53 26L54 30H53V28H52V30L49 29L48 32H46L47 34H42L43 36L41 35L42 32L41 33L36 32L38 35L40 34L39 39L37 38L38 36H37V34H35V31L32 32V31L27 30L28 28H26V27H28L29 25L27 26L28 23H26L27 21L25 22V20H26V18H28V14L26 16L25 13L26 12L28 13L29 11H33V10H31V9H33V7L35 9L38 7L37 10L40 11V14H41V12L43 14L44 12L42 11V9L45 10L47 7H49V6H47L48 2H46V4H44L43 0H41L42 3L40 2L39 4L38 3L36 4L38 6L33 5L34 2H32ZM36 2H37V0H36ZM40 4H41L42 9L39 7ZM75 6H77V5H75V4H73V6H72V4L68 5V9L65 7V10H64V16H65V19L67 20L66 22L68 24L70 23L68 25L69 27L67 26L68 28L66 27L65 29H63V32L65 31L64 33L66 35H68L67 33H70L69 35H71V31L77 30V29H75V27H77V26H75V22H76V20H80L79 17L81 18V14H83V12H81L83 9L81 7H80L81 8L80 9L79 6H77V9H76ZM43 7H45V8H43ZM47 10L49 11V9L47 8L45 10L46 13L48 12ZM33 12L35 13V10ZM50 15H51V13H50ZM48 20L51 23L56 21L55 19L53 20V18H51V16H49V15H48V19H47V24L49 22ZM49 27H50V25H49ZM49 27L47 25V29ZM216 27L218 28L219 26L216 25ZM71 29H73V30H71ZM227 29H229V28H227ZM56 30H58L57 33H54ZM223 30H224V28H223ZM230 31H231V35H232V30H230ZM43 32H45V31H43ZM211 32H212V30H211ZM220 33L224 34V32H221V31H220ZM20 34H23V37H21ZM44 35H45V37H44ZM217 35H219V33H217ZM233 35H234V33H233ZM233 35H232V37L234 38ZM236 35H238V34L236 33ZM41 36L43 37V39ZM209 36L210 35H208V37ZM223 36H225V34ZM62 37H64V36H62ZM74 37H75V40H77L76 39L77 37L75 35H74ZM229 37H230V35H229ZM58 38H59V34H58ZM221 38H224V37L221 36ZM225 38L227 39V37H225ZM213 39H215V38H213ZM216 39H217V37H216ZM207 40H211V38L207 39ZM212 41L215 42L217 40H211V42ZM227 41H228V39H227ZM71 43L72 42L70 40L69 44L71 46L74 45ZM225 43H227V42H225ZM61 44H63V43H61ZM212 45H214V43ZM17 46L18 47L21 46L23 49L22 53H21L22 59L18 62H14V61L10 60V57L12 55H14L13 59L17 60V58L15 57L16 55L14 53V50L17 49L15 47H17ZM75 47H76V45H75ZM258 47H260V46H257L256 48H258ZM59 48H61V51ZM241 48H242V46H241ZM249 48H251V46ZM256 48L254 49V46L252 48V50H254L253 53H256L255 59H257L259 57L258 51L261 50V48H260V50H258L259 48L258 49H256ZM17 50H16V52H17ZM239 50H240V48H239ZM256 50H257V52H256ZM247 52H248V50H247ZM257 53H258V55H257ZM16 54H18V53H16ZM19 54H18V56H19ZM59 54H61L63 59L61 57H59L60 56ZM249 55H251V54H249ZM77 56H79V55H77ZM251 56L250 57L248 56L247 58H249V59L251 58L250 60L253 59L254 61H258V59L255 60ZM217 57H219V55ZM241 57L242 56H240L239 58L241 59ZM261 57L263 58V56H261ZM60 58L62 60H60V62H59ZM262 58H260V61ZM250 60H249V62H250ZM227 61H229V60H227ZM232 61H234V59ZM241 61H242V59H241ZM229 62H231V61H229ZM229 62H225V63H228L231 66V64ZM244 62H245V55H244ZM244 62H243V64L246 63V62L245 63ZM74 63H75V65H74ZM225 63H223V65ZM233 63H235V61ZM233 63H232V67L235 65V64L233 65ZM251 63H252V61L249 64H251ZM253 63L255 64V62H253ZM256 63H259V62H256ZM240 64L235 65V66H237L238 70H239L240 66H242ZM87 65H89V67L86 70L89 69L88 72L90 71L89 74H91L89 76V78L91 77V80H89V81L90 82L92 80H93V82L100 81L101 78L100 77L98 78L97 75H99V74H96V69L94 70V65L91 62H89ZM223 65H222V67H223ZM229 65H228V67H229ZM238 65H240V66L238 67ZM246 65H245V67L247 68V71H246V69L244 70L246 73L247 72L250 73L252 69H256L254 67L252 69H250L247 67L248 65L247 66ZM255 65H258V64H255ZM252 66L253 65H249V67H252ZM112 67H114V65ZM245 67H242V68L244 69ZM224 68H225L224 71H227L226 69H228V68H226V67H224ZM233 68L232 69L230 68L231 70L229 69L230 72L233 70ZM237 68L235 67V69H237ZM258 68H259V71L262 70V68L260 69L259 66H258ZM91 69H92V71H91ZM68 70H70V68ZM118 70L112 69V72L114 74H116ZM94 71H95V73H94ZM114 71H116V73ZM218 71L219 72L217 74H220V71H221L220 67H219ZM254 72H255V70H254ZM225 73L227 74V72H225ZM225 73L223 72V76ZM246 73L245 74L243 73L241 78L248 77L249 74L247 73L248 74L247 75ZM64 74L65 73H63V78L65 77ZM251 74H253V73H251ZM45 75H46V73H45ZM51 75H49V76H51ZM66 75H67V72H66ZM109 75H112V74H110V71H109ZM228 75H229V73L227 74V78L229 79L230 75H229V77H228ZM235 75H233L231 78H233V77L235 78ZM239 75L240 74L238 73V77H239ZM57 76H61V75L57 74ZM67 76H69V75H67ZM251 76L249 75V77H251ZM249 77H248V80H246V78H244V80L247 81V82L245 81V83H246L245 87L251 86V85H249V83H251L252 79H254L253 77H251L252 79L250 78L251 79L250 80ZM254 77H255V75H254ZM42 78H44V77H42ZM55 78L54 79L53 78H50V79L46 78V80L47 79L49 80V81L47 80L46 86L49 85V86H51V88H55V89L57 87H59V86L55 85L58 82V81L55 82L57 80ZM30 79H32V81ZM109 79L110 80H108V81H111L114 78L109 77ZM51 80L52 81L55 80V81L51 82ZM122 81H123V79H122ZM248 81H249V83H248ZM90 82H88V83L90 84ZM115 82L119 83L116 80H115ZM98 83L100 84V82H98ZM52 84H54L55 86L54 85L52 86ZM121 84L123 85L124 82L120 83L119 85H121ZM15 86H17V85H15ZM92 87H93V90L95 91V88L97 87L96 82H95V87L94 86H92ZM99 87H100V85H99ZM252 87H253V85H252ZM252 87H248V89L251 88L249 90L250 92L248 91V89L245 88L246 89L245 92H247V93L253 92L254 93L255 91L256 92L264 91L263 88H260V89H263V90H260L258 87L257 88L253 87L255 90L254 91ZM29 88L30 87L27 86V89H29ZM100 88L98 89V91L96 89L97 92L95 91V93H94V94L97 93L95 96L96 98L93 97L95 99V103H98V102L100 103V101L102 102L103 100H105V93L106 92L103 91L104 88L103 89H100ZM209 88L210 89H206L209 94L211 92H215L214 87L213 88L209 87ZM57 89H59V88H57ZM201 89L200 90L195 89L190 94L194 95L195 97L196 96L200 97V95H202L204 93L208 94L203 89L202 90ZM256 89H259V91H257ZM209 90H212V91L209 92ZM14 91L13 92L15 94L16 90H14ZM134 91L135 90H132V93L129 92V93H127L126 96L124 95V97H120V99L122 100V98H123L124 101L126 99H127L126 101H129L128 99H130V98L136 99V97L138 96V92L137 91L134 92ZM203 91H204V93H203ZM57 92H58V94L56 92H53V93H55L56 97L54 96V94L52 95V97H53L52 100H53V103H55V104L57 103V101H56L57 99H55V98H58V102H60V99H61L60 96L63 95V94L61 95V92H65V91L60 90V92H59L57 90ZM245 92H242V93H245ZM70 95H73V94H70ZM76 98L79 99L78 97H76ZM7 99L9 101H6ZM3 100H4V102L5 101L10 102L11 105L8 107H6V106L2 107L6 103V102L4 103ZM18 101H22V100H18ZM35 101H38V100H35ZM2 103H4V104H2ZM38 103L39 102H37L36 104L38 105ZM16 104H17V102H16ZM20 104L22 105V103H20ZM39 104L41 105V102ZM6 105H9V104L6 103ZM28 105L30 106L32 104H28ZM18 106L19 105H17V107ZM33 106H34V104H33ZM24 107H26V106H24ZM3 108H5V109L7 108L6 110H9V111H7L8 114L5 112L6 110ZM35 108H36V106H35ZM35 108H34V110H36ZM10 109L14 110L15 112L13 111V113H11L12 111L10 112ZM76 110H77V108L75 106L69 107V111H68L67 116L69 117V119L72 120L71 121V122H73L72 124L77 123V125L78 124H80V125L85 124L86 125V123H87L88 127H86L87 125L86 126L84 125V127H86L85 128L86 131L88 128V132H87V133H89L88 135L89 136L91 135L92 138L94 137L96 139V140L95 139H93V140H95L97 142L99 141V144L98 143L96 144V145H98L97 149L100 150V147L102 149L103 148L102 145L106 144V143L102 142V141H105V139H106L105 138L104 140H102V135L106 133V136H108L109 132L108 133L106 131L103 132L102 128H104V127H101L102 124L100 122L103 121V120L99 119V117L101 116L99 114L101 112L98 109H94L91 111L89 110L88 112H84V113L82 111H80L82 113L77 112L78 110L77 111ZM26 111H27V109H26ZM73 111H75V112H73ZM9 112H10V114H9ZM237 112H239V113H237ZM37 113L38 112H36V114ZM44 115H46V114H44ZM37 117H41V116L38 115ZM46 117H47V115L45 117L43 116L44 119ZM99 120H100V122H99ZM177 120H178V118L176 119V121ZM154 121L155 120H153L151 122L152 129L156 130L157 131L156 133H158V134L161 132L159 134V137H161L163 135V133H165L164 130L162 133L161 128L166 127V126L165 125L163 126V123L161 120H157L155 123H153ZM239 121H241V124L239 123ZM37 122H38V120H37ZM78 122H81V123H78ZM82 122H84V124H82ZM105 122H107V121H105ZM105 122H103V123L105 124ZM114 122H115V119H114ZM178 122L181 123L184 121L178 120ZM41 123H42V121H40V124ZM119 123H122V122H119ZM104 124H103V126H105V128H108V125L106 126ZM110 124L112 127L113 122L112 123L110 122ZM171 124L169 125L170 128L172 126ZM118 125L119 124L116 125V128H118V127L120 128L121 125L120 126H118ZM38 126H42V125H38ZM74 126H76V124ZM134 126H136V125H134ZM137 126L135 128L132 127V129H131L132 132L128 131L129 134L132 135V137H134L135 135L138 136V134L142 133V132H140L141 128H139V126L138 127ZM149 126L150 125H148L146 127L147 131H148V129L151 128V126L150 127ZM189 126H191L192 128L190 129ZM187 127H189V128H187ZM109 128H110V126H109ZM35 129H37V130L35 131ZM71 129H72V127H71ZM111 129L112 128H110V130ZM121 129H122V127H121ZM188 129H190L191 131L189 130L190 132H188L187 131ZM27 131L28 132L32 131L33 136H35V138H29V137L27 138L26 133H23V132H27ZM142 131H143V128H142ZM147 131L145 130L146 134H148V132H149V131L148 132ZM152 131H151V133H152ZM120 132H122V130ZM22 133L26 136V137L24 136L25 138L22 137ZM34 133H35V135H34ZM44 133L46 134L45 131H44ZM28 135L31 136V133ZM119 135H121V134H119ZM130 135H128V136H130ZM171 135H172V133H171ZM46 137H45V139H46ZM110 137L112 138V136H110ZM147 137H145L144 139H146ZM247 137H246V139H248ZM108 138L109 137H107V139ZM129 138H131V137H129ZM107 139H106V141H107ZM126 139H124V140H126ZM147 140H145V141L148 144ZM136 141H137V139H136ZM171 141H172V139H171ZM108 142H111V141H108ZM124 142H126L125 144H128L127 141H124ZM124 142L122 141L121 143L124 144ZM225 142H223V143H225ZM95 143L96 142H94V144ZM100 143H102V144H100ZM112 143H113V141H112ZM143 143H142V146L144 145ZM108 144L104 145L105 148H108V146H110V145L113 146V144H111V143H108ZM247 144H248V146H247ZM48 145H49V143H48ZM99 145H101V146H99ZM137 145L140 148L138 147L136 149ZM132 146H134V147H132ZM43 147H41V148L43 149ZM144 147H142V149H144ZM111 148H113V147H109L108 150ZM132 149H135L136 151L132 150ZM167 149L169 151H167ZM212 149H213V151H212ZM99 150H97V151L99 152ZM111 150L114 151L115 153L117 152L116 150H113V149H111ZM121 150H122V152L124 151L122 148L120 149V151ZM137 150L141 151L142 154L139 153V151L137 153ZM42 151H45V150L43 149ZM104 151H107V149H105ZM107 152H109V154H107ZM107 152H105L106 154L104 153V155H107V156L109 155V157L106 156V158H110L111 156L114 157L115 153L111 152L113 154V155H111L110 150ZM122 152H120V154ZM166 152H169V153L171 152L170 154L176 153L177 158H176V156L172 155L176 158L175 159V165L172 164V163H174V161H170L169 159L168 160L170 161V163L169 164L165 163L168 161L167 159L165 160ZM37 153H39L40 155ZM169 153H168V155H169ZM44 154H46V151ZM122 154H125V153L123 152ZM221 154H219V155H221ZM37 155H38V160H36L37 158L36 159L34 158V156H37ZM117 155H118V153L115 156L116 159H117ZM43 156H45V158H43ZM214 158L218 159V161ZM33 159L38 161L37 163L39 165L35 162L38 166L34 165L33 161H35V160H33ZM109 160L111 161V160H113V158H111ZM114 162H115V160H113V162H111V163H114ZM111 163H109V164H111ZM167 165H169V166L174 165V166L173 167L170 166V168L167 169L168 171L163 172L164 170H166L165 167H167ZM78 167L76 169L77 171L76 170H74V171L78 172V169H79ZM30 168H31V170H30ZM32 169H34V172L32 171ZM45 172L47 175L45 174ZM50 172H52V173H50ZM163 174L164 175L166 174V175L164 176ZM73 175H72V180H74L73 177L75 178V175H77V174H75L74 176ZM47 176H48V178L54 177L53 179H55V180L52 179V181H53L52 183L53 184L57 183L59 185V187L57 185H55V186H57V187H55L53 184H51V182L49 180L50 178L47 179ZM59 177H61V179L63 178V181H65L64 177H62V176H59ZM78 177H79V173H78ZM78 177H76V178H78ZM105 179H103V180H105ZM75 181H77V179ZM75 181H73V182L75 183ZM80 182L81 181H79L78 183H80ZM64 184H65V182H64ZM80 184L78 186L81 190V187H82L81 185H84V184L86 185V183H82L81 185ZM52 185L54 187L51 190ZM64 190H66V189H64ZM85 190H87V189H85ZM85 190L83 189L82 192H85ZM70 191H71V189H70ZM72 192H74V191L72 190ZM65 193H61V194L63 195ZM87 195H89V194H87ZM64 199H66V200H64ZM224 200H226V201H224ZM221 203H224V205L223 204L221 205ZM230 206H228V207H230ZM95 207H96V211H94V212L98 211L97 213L98 214L100 213V214L99 215L96 214L97 216L96 215L94 216V217H96L97 220L93 217L95 220L91 221V220H93L92 218H90L92 216L91 213H93V210H95ZM221 207L223 208V210ZM101 209L102 210L104 209L103 212ZM226 209L227 208L225 207V212H226ZM227 212H229V210ZM234 213H236V214H234ZM222 215H223V213H222ZM222 215H221V217H222ZM224 215H226V214H224ZM219 217L220 216H218V218H217V222H218V219H220ZM234 217H235V220H234ZM89 218L91 220H89ZM223 218H225V217H222V219ZM86 219H87V221H89V223L88 222L84 223V222H86ZM227 219H226V221H227ZM99 222L102 224H100ZM79 223H81L83 228H81L82 226H80ZM215 223H216V221H215ZM232 223H234V224H232ZM98 224H99V226H98ZM84 225H86L87 227L84 228ZM102 225H103V227H105L104 233H103L104 228H101ZM215 226H217V227H214V225H213L214 229L218 228V225H215ZM230 226L228 227V231H230V233L234 234L232 229L230 230V228H231ZM77 227H78V230L76 231ZM88 228H89V232H91L89 234L87 232ZM101 229H102V233L100 231ZM166 229H164V231ZM96 230L99 231V233H97ZM213 230L211 227L209 230L210 232H208V233H211V231H213ZM235 230H237V228L234 229V232H238ZM18 231H19V233H18ZM42 231H43V233L41 234ZM77 232H78V234H77ZM95 232H96V234H98V236L94 235ZM181 232H180V234H181ZM25 233H27V232H25ZM208 233H206V234L208 235ZM263 233H264V231L259 233L258 236L262 235ZM161 234H164V232L163 233L161 232ZM206 234L204 236H206ZM23 235L21 234V236H23ZM26 235L27 234H25V236H23V237L25 238ZM81 235H83V234H81ZM102 235H104L106 238V244H105V242H103V240H105L103 238L104 236L102 237L103 240H102V244H101L100 238ZM158 235H159V237H158ZM167 236H165V240H166ZM199 236H201V237H199ZM231 236L232 235H230V237ZM23 237H22V239H23ZM192 237H194V238L196 237L197 239H194ZM235 237H236V235H235ZM235 237H234V239H235ZM17 238L19 239V241L17 240ZM25 239H27V240H25ZM25 239H23V240L28 241V238H25ZM23 240H21V241H23ZM90 240H92V239H90ZM108 240L110 241V243ZM87 241L84 242V244H86ZM107 241L109 243L108 246H107ZM193 241L191 243H193ZM230 241H232V240H230ZM0 242H2L1 237H0ZM24 242H22V243H23V246L25 245L24 246L26 248L25 250L30 251V245L27 242H25L26 244H24ZM99 242L101 244V247L103 246L102 247L103 250L98 249V247L100 248ZM205 242H206L205 240H204V242H201V245H202V243H205ZM22 243H21V245H22ZM73 243L74 244L76 243V244L72 245ZM94 243H97L98 247L97 246L96 247L100 252H98L96 249H94L95 248ZM19 244H20V242H19ZM228 244L231 245V243H229V242H228ZM0 245H1V243H0ZM2 245H4V244L2 243ZM104 245H105V249H106V247L109 248L110 245L112 246V247H110V250L107 251L108 253H106V255L110 254L109 253V251H110L112 253V255H107L109 259L107 258L106 260H105V258L107 256L104 258L105 255H103V254L106 252V250L108 248L104 251ZM164 245H166V244H164ZM164 245H162V246H164ZM198 245H200V244L198 243ZM150 246L153 249L150 250V248H151ZM1 247H3V246H1ZM81 247H83V246H81ZM12 248H10V250ZM112 248H113V250H112ZM160 248L162 249L164 247H160ZM1 249L2 248H0V251L3 253L4 256H1L2 254L0 256L6 258L5 252L7 251L6 254L7 253L10 254V252L8 250H5V249H7V247L5 248V246L3 248L5 252L2 251L3 249L2 250ZM19 249H22V248H19ZM71 249H74V250H71ZM79 249H80V247H79ZM79 249H78V251H79ZM22 250H24V249H22ZM86 250H85V252H86ZM28 251H25L26 253H24V257H26V254H28L27 253ZM37 251H38V249H37ZM103 251H104V253H102ZM72 252L74 253V255ZM89 252H86V253H89ZM96 252H98L99 254H97ZM86 253H84V254H86ZM100 253H102V254H100ZM16 254L18 255V253H16ZM29 254H31V253L29 252ZM37 254H40V253H37ZM10 255H7V258L5 259L6 262H9L8 264L13 262L12 258L8 259V256H10ZM70 255H72V256H70ZM75 255H76V257H75ZM87 255L88 254L84 255V257L85 256L87 257ZM96 255H94V253H93V255H91V256H96ZM151 255H153V254H151ZM154 255H153V257L151 256L152 259L154 258ZM12 256L14 259L15 256L14 255H12ZM109 256L110 257L112 256L113 258L110 259ZM27 257H30V255ZM84 257H83V263L86 264L88 259H86L87 260L86 261V260H84L85 259ZM17 258L14 260V262H13L14 264L19 263ZM88 258H91V257H88ZM93 258L94 257H92V259H89V263L91 262L90 260H92V262L94 261V263L96 262L95 260H93ZM1 259L2 258H0V260ZM26 259H28V258H26ZM26 259L24 258V260L26 262L27 261L29 262V264H35V262L38 261V260H35L33 262L31 260L32 259L31 257L29 258L30 261H29V259L28 260H26ZM80 259H82V256L80 257ZM103 260H105V261H103ZM154 260H156V259H154ZM154 260H153V262H154ZM4 261H1V263ZM117 261H115V262H117ZM142 261H143V259H142ZM147 261H148V263L151 262V260L147 259L145 263H147ZM6 262H4L3 264H6ZM22 262H23V258H22ZM129 262H130V259H129ZM13 263H11V264H13ZM20 263H21V261H20ZM89 263L87 262V264H89ZM117 263L121 264V262L119 263V261ZM133 263H135V261ZM76 264H80V263H76ZM95 264H100V263H95ZM112 264H114V262H112ZM150 264H152V263H150Z\"/></svg>","mask_w":264,"mask_h":264}]
</instances>
